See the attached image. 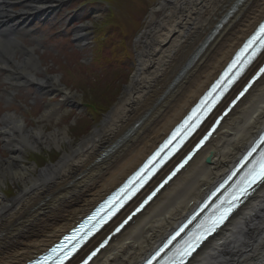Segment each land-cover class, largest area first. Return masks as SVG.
I'll return each instance as SVG.
<instances>
[{
    "label": "bare ground",
    "instance_id": "obj_1",
    "mask_svg": "<svg viewBox=\"0 0 264 264\" xmlns=\"http://www.w3.org/2000/svg\"><path fill=\"white\" fill-rule=\"evenodd\" d=\"M50 1L63 0H0V66L15 82L36 83L54 96L49 79L40 80L26 71L28 67L36 71L39 65L33 49L22 42L33 21L55 12ZM14 2L22 9L12 12ZM156 10L163 14L158 20L151 14L149 29L139 35L141 50L121 94L106 103L110 110L103 113L99 126L83 134L53 164L39 170L35 163L23 166L22 148L35 151L53 144L61 150L59 141L70 143L68 131L45 133L41 127L27 128L15 114L5 115L0 137L10 158L0 168V185L7 174L22 189L11 199L0 191V264L35 259L118 187L188 112L255 29L264 16V0H161ZM17 53L23 55L20 63L13 60ZM262 60L264 51L144 192L192 145ZM58 94L66 101L74 97L63 89ZM57 115L55 106L48 105L40 119L49 122ZM263 129L264 72L186 166L88 264H141L233 168ZM143 193L67 264H77ZM185 264H264V178Z\"/></svg>",
    "mask_w": 264,
    "mask_h": 264
},
{
    "label": "rangeland",
    "instance_id": "obj_2",
    "mask_svg": "<svg viewBox=\"0 0 264 264\" xmlns=\"http://www.w3.org/2000/svg\"><path fill=\"white\" fill-rule=\"evenodd\" d=\"M160 1H50L49 5L56 6L52 16L29 25L31 32L23 37L22 42L25 47L33 49L39 69L35 71L28 67L26 71L40 80L49 79L54 96L36 83L15 82L8 77V70L0 66V128L4 127L5 115L15 114L27 128L41 127L45 133L67 130L70 143L59 141L61 150L53 144L40 146L35 151L22 148L23 166L35 163L36 170H39L53 164L83 134L99 126L106 114L98 118L91 115L85 108L84 99L93 96L97 107L105 110L106 103L121 94L134 69L136 54L141 50L139 35L149 29L147 20L151 14L157 20L163 14V11L156 10ZM21 9L17 2L10 8L12 12ZM98 45L101 47L99 51ZM22 57L17 53L13 60L20 63ZM60 89L69 91L74 96L73 100H63L58 94ZM48 105L55 106L58 115L46 122L40 117ZM9 158L10 151L4 147L0 137V168ZM2 178V196L6 199L15 197L22 189L21 183L7 174Z\"/></svg>",
    "mask_w": 264,
    "mask_h": 264
},
{
    "label": "trees",
    "instance_id": "obj_3",
    "mask_svg": "<svg viewBox=\"0 0 264 264\" xmlns=\"http://www.w3.org/2000/svg\"><path fill=\"white\" fill-rule=\"evenodd\" d=\"M111 1H112V3L116 2V0H111ZM109 18H112V16L111 17L109 16ZM113 18H114V16H113ZM109 21H110V19H109ZM111 25H112V23H111ZM98 47H99V45H98ZM99 50H101V47H99V49L97 51H99ZM114 99H115V96H113L109 102L112 103ZM84 101H85V108L87 109V111L91 112V115H96L97 118L101 114L105 113V111L108 109L107 108L108 106L105 107V110H103V109L101 110L99 107H97L98 103H97V101H95V98L91 99V97L90 98L87 97L84 99Z\"/></svg>",
    "mask_w": 264,
    "mask_h": 264
}]
</instances>
